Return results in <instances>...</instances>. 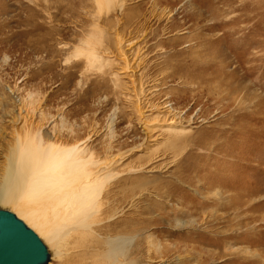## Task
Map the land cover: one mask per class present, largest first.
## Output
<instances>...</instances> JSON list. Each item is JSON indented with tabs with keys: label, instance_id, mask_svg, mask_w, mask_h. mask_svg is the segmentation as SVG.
I'll return each mask as SVG.
<instances>
[{
	"label": "rangeland",
	"instance_id": "374dc122",
	"mask_svg": "<svg viewBox=\"0 0 264 264\" xmlns=\"http://www.w3.org/2000/svg\"><path fill=\"white\" fill-rule=\"evenodd\" d=\"M20 128L113 160L92 238L29 200L48 264H264V0H0V208L26 223L2 194Z\"/></svg>",
	"mask_w": 264,
	"mask_h": 264
},
{
	"label": "bare ground",
	"instance_id": "6f19581e",
	"mask_svg": "<svg viewBox=\"0 0 264 264\" xmlns=\"http://www.w3.org/2000/svg\"><path fill=\"white\" fill-rule=\"evenodd\" d=\"M95 40L94 42H96ZM118 44H121V40H118ZM85 45L86 48L84 47L81 52H83L87 65L92 67L98 62L94 53L95 46H93L94 43L91 40L86 42ZM120 48L118 54L122 56V64H120L118 72L126 74L132 67L130 61L126 58L128 54L125 55V52ZM137 57L138 61H140L139 56ZM16 133V152L12 159L9 160L2 179L4 181L2 188L3 202L12 203L16 214L25 219L27 225L35 233H38L39 237H45L49 243L55 242L54 236L41 218L34 214L33 210L35 207H31L29 200L42 199L44 203L55 204V206H59L60 213L63 212V214L66 208H69V218H72V226L79 233L80 238H92V234L96 231L95 224L97 221L94 217L99 205L97 198L102 183H104L103 181H98L102 178L99 177V173L102 170H110L113 160L100 164L90 160V158H83L79 155L80 152L75 145L69 149L62 150L59 147H53L48 144L42 149L39 139L34 145L31 137L28 136V129L24 131L23 128H20L19 132L16 131ZM145 135L148 139L151 137L150 128L145 129ZM152 140L155 139L153 138ZM63 142H66V140ZM98 183H101V185H98ZM253 192H249V194ZM245 203L246 201L236 195L235 201L232 203L219 202L218 205L224 209L234 207L233 209L236 212L244 211V209L248 212L247 206L243 208ZM258 207L254 206V208ZM242 222H244L243 224H249L255 222V218L245 213L244 216L238 219V223ZM253 233L252 231H247L245 234L252 235ZM121 236V240H118L119 238H115L113 241L108 240L109 256L111 254L115 255L117 250H120L121 242H128L131 238L128 235ZM94 242L95 246L100 245L97 240H94ZM243 259L245 260V258ZM251 261L253 262L252 264H258L259 262L256 259H251ZM94 264L104 263L95 262Z\"/></svg>",
	"mask_w": 264,
	"mask_h": 264
},
{
	"label": "water",
	"instance_id": "95a60500",
	"mask_svg": "<svg viewBox=\"0 0 264 264\" xmlns=\"http://www.w3.org/2000/svg\"><path fill=\"white\" fill-rule=\"evenodd\" d=\"M49 251L22 219L0 208V264H48Z\"/></svg>",
	"mask_w": 264,
	"mask_h": 264
}]
</instances>
